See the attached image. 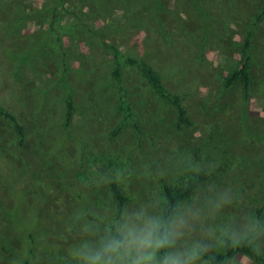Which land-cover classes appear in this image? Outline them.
I'll list each match as a JSON object with an SVG mask.
<instances>
[{"label": "rangeland", "instance_id": "374dc122", "mask_svg": "<svg viewBox=\"0 0 264 264\" xmlns=\"http://www.w3.org/2000/svg\"><path fill=\"white\" fill-rule=\"evenodd\" d=\"M245 55L248 97L226 86ZM144 65L193 125L178 129ZM0 106L24 130L0 115V264H75L74 217H118L112 183L124 210L165 212L164 185L197 179L189 215L228 190L223 217L264 218V0H0Z\"/></svg>", "mask_w": 264, "mask_h": 264}, {"label": "clouds", "instance_id": "9594fccd", "mask_svg": "<svg viewBox=\"0 0 264 264\" xmlns=\"http://www.w3.org/2000/svg\"><path fill=\"white\" fill-rule=\"evenodd\" d=\"M232 202L225 190L206 202L203 214L189 215L180 208L164 213L158 202L124 210L118 217L89 219L77 213L82 239L69 254L75 264H210L205 260L209 246L192 238L198 232L216 250L244 244L259 255L264 251V218L223 217Z\"/></svg>", "mask_w": 264, "mask_h": 264}, {"label": "trees", "instance_id": "16d2710c", "mask_svg": "<svg viewBox=\"0 0 264 264\" xmlns=\"http://www.w3.org/2000/svg\"><path fill=\"white\" fill-rule=\"evenodd\" d=\"M250 41H251V34H248L247 46H249ZM250 62H251V57L245 55L241 61L240 67L235 71H233L232 73H230L226 79L227 87H231L237 81L241 80L244 83L245 93L247 97L249 96V92L251 88ZM143 72L145 76L149 79L150 83L158 90L161 96L173 98L174 104L178 108V129H182L186 125H193V121L189 117V112L182 103L181 96L168 94L166 88L162 84L160 75L156 71H154V69H152L150 66L144 65ZM67 106H68V110L66 116H67V120L70 121L74 109L73 101L71 98L68 99ZM0 115H5L9 117L12 121H14L20 135L21 136L24 135L23 127L19 119L15 115L4 110L1 106H0ZM199 182L200 180L197 179L191 180L187 186L178 187V188H174L168 184H165L164 190L167 197V207L164 213L179 208L182 202H185L186 200L190 199L197 192L199 187ZM112 190L115 198L119 203V207H120L119 214H120L124 210V207L127 202V198L122 193V191L120 190L117 184L112 183ZM239 252L244 253L255 260L264 261V256H262L261 253L259 255L256 254L250 247L244 244H241L236 247H226L223 253L217 256L209 255L205 258L208 259L211 262V264H223L230 261Z\"/></svg>", "mask_w": 264, "mask_h": 264}]
</instances>
